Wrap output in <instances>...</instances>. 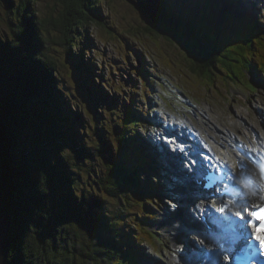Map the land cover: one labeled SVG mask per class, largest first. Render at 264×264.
<instances>
[{
    "label": "trees",
    "instance_id": "1",
    "mask_svg": "<svg viewBox=\"0 0 264 264\" xmlns=\"http://www.w3.org/2000/svg\"><path fill=\"white\" fill-rule=\"evenodd\" d=\"M32 1L0 0V22L5 29L0 35V112L9 119L6 122L4 117L0 124L5 122L8 126L5 131L10 129L11 133H16L6 140H12L10 145L18 144L12 150L24 167L18 194L8 196L10 180L6 174L9 168L5 161L9 160L1 151L0 201L9 203V213L4 214V218L10 216L13 235L7 264H76L79 259L84 264H136L131 243L127 241L136 235L140 242L152 240L155 243L147 221L155 217L156 212H148L147 205L152 202L147 198L151 192L153 195L164 193L165 188L160 183L162 171L156 172L157 169L150 167V171L157 173L150 174L147 170L149 159L145 155L142 157L131 144L132 141L136 144V139L130 137L131 142L125 145L124 136L134 135L138 123L146 125L149 122L138 119L141 109L138 116L122 115L123 129L116 126L121 132L116 136L121 148V152L117 149L121 153L118 157L111 153L115 143L103 137L104 129L96 134L99 148L97 143L91 147L90 144L87 147L76 144L75 125L68 114L70 109L63 96L64 88L54 77L59 75L58 62L49 53L51 45L65 47L69 53L70 47L78 45L79 26L89 21L97 24L98 16H91L87 8L95 0H75L74 14L66 19L67 25L59 19L51 29L47 28L45 19L28 14V18L25 17ZM199 1H203V7L210 12L207 21L194 22L178 15L171 7L161 4L160 8L154 4L153 9L159 12L154 15L147 12L149 25L144 29L145 34L153 33L158 39L165 38L173 43L188 71L199 80L200 74V84L211 87L218 78L254 92L249 76L252 71L264 74V30L249 20L247 24L225 20L222 24L227 29L217 28L214 20H220L215 16L220 13L213 11L209 2ZM51 30L57 32L54 38ZM71 61L70 70L74 74L73 69L79 71L82 65L76 58ZM85 84L86 93L95 91L91 82ZM19 103L22 105L18 106ZM120 117L114 121L120 122ZM5 131L2 126L0 146ZM62 144L69 149L71 146L74 160L80 161L73 165L77 174L67 167L65 155L60 156ZM91 157L102 162V175L93 180L102 200L82 188V178L78 174L84 168V160ZM84 170L90 174V170ZM136 171H142V185L136 183ZM124 217H129L133 223L141 219L136 222L137 233L130 237L121 228Z\"/></svg>",
    "mask_w": 264,
    "mask_h": 264
},
{
    "label": "rangeland",
    "instance_id": "2",
    "mask_svg": "<svg viewBox=\"0 0 264 264\" xmlns=\"http://www.w3.org/2000/svg\"><path fill=\"white\" fill-rule=\"evenodd\" d=\"M155 1L156 3L151 0H95L93 3L90 2L87 8L91 16L93 14L98 16L97 24L89 21L84 26H79L77 29L79 36L76 39L78 45L70 47L69 53H67L65 47L51 45L49 55L58 62L59 75L54 77L59 85L64 88L62 92L64 99L69 104L70 112L68 114L75 125L78 140L76 144L78 146L83 144L86 147L88 144H90V147L95 146L96 140H98L96 134L104 129L105 135L103 137H107L115 143V146L112 145L111 147V153L114 154V157H118V154L121 155V153L117 152V149L121 152V148L116 136L121 132L116 129V126L123 129L121 120L124 116L122 117V115L129 116L130 113H133L138 116L141 109L142 114H139L138 119L143 114L146 117V112L147 117L152 120L150 121L151 125L150 123H146L144 126L137 125L139 128L135 131L137 136H131L132 134L124 136L125 145L127 142H131L130 137L137 139L136 144L138 147H135L139 149L135 151L139 152L141 156L149 155L151 159H154L147 163V170H149L151 164L156 167L155 160H158L159 165L169 172L166 173L165 177L167 183L171 184L167 188L168 191L165 192L167 196L163 197L162 194L153 195L151 192L152 197L148 195L149 198H147L150 203L152 202L147 205L148 212H156L157 214L154 219L147 221L150 232L154 233L155 243L152 240L140 242L136 235L134 238L137 239L131 238L127 242L131 243V253L136 264H187L193 262V257L190 259L185 257L187 253L195 249L201 250V245L195 242L200 238H193L191 232L185 237L182 236L181 241L176 238L179 232L183 233L181 232L182 229L181 231L178 230V228H181L178 217L181 211L179 207L189 209L191 206L190 202L182 196V188L181 186L179 188L177 183L180 178V170L174 169L170 172L167 167L166 159L174 161V156H167L170 152H166V155H164L163 152L165 149L172 153L178 150L180 153L184 152L193 156L195 151L193 144H199L206 149V145L199 137L196 139L197 141L192 139L199 128L209 132L212 131L225 138V135H228L227 133L230 131L231 124H233L232 127L235 124L239 125L243 132L245 131V133L253 135L256 140L263 142L264 74L251 72L249 79L255 88L254 92H251L246 86L231 85V82L227 79H225L227 82H224L217 78L214 81V86L211 87L200 84V74H198L199 80L197 76L188 71L185 66L187 64L181 60L182 57L180 58L179 49L173 43L165 38L158 39V36L152 35L153 33L145 34L144 29L148 28L149 25L147 12H152L153 15L159 12L156 8L153 9L154 4L160 8H162L161 4L165 7H171L178 15L192 19L194 22L207 21L210 12L203 7V2L199 0ZM207 2L216 13H220V15H215L220 18V20H214L216 22L214 26L217 28H226V25L222 24L225 20H232L233 23L238 24V22L242 23L251 15V19L254 20L259 29H264V0L256 3L252 1L251 4L253 5L249 8L242 3L243 13L252 10L249 12L250 15L243 17H240V13L234 12L231 9L232 6L225 8L222 6L223 4H215L214 0H207ZM12 5L16 7L14 4ZM220 5L222 7L216 9ZM74 7L75 0H33L30 2L25 17L28 18V14V16L33 15L34 17H40L42 20L45 19V24L48 25L47 28L51 29L52 24L59 19L67 25L66 19L70 15L73 17ZM244 18L245 20L242 21ZM4 31L3 22H0V35ZM51 34L54 38L57 32L51 30ZM0 38L2 37L0 36ZM74 58L80 62L82 68L79 71L73 69L76 72L73 74L70 67L73 65L71 60ZM74 64L76 65V63ZM24 76L29 78L27 74H24ZM86 81L92 83L95 91L92 90L91 93H86ZM149 85L152 86L154 93L147 95ZM229 85L232 86L231 89H229ZM146 102L151 105L148 107L149 110L146 109ZM1 108L2 105H0ZM116 113L119 116L121 115L120 122L114 121L115 118L119 117L116 116ZM4 115V112L1 111L0 123L5 117ZM4 121L9 122V119L5 117ZM2 124L4 130L7 129L8 126L5 122ZM185 127L187 128L185 129ZM9 130L5 131L3 144L0 147L7 160H9V162L5 161L6 167L9 168L8 174H6L10 180L8 196L16 197L19 187L22 186L21 180L24 167L18 154L12 150L18 144L10 145L12 140H6L8 136L16 134L11 133ZM144 132H147V135ZM132 133L134 134V129ZM184 140L189 141L186 143L188 146L187 152L180 147V143H183ZM132 145H135V143ZM234 145L235 141L234 144L230 143L231 148ZM155 146L156 149L160 150L154 149ZM61 147H59L60 156L62 157L65 153L71 154L70 160L66 159L65 162L67 167L77 174L78 170L73 165L80 161L74 160L75 154L71 152V146L70 149L63 144ZM216 147L220 150L219 145ZM90 150L92 151V148ZM120 157L122 158V156ZM160 166H158L159 170H162ZM83 167L78 172L82 178V188L88 190L93 197L102 200L101 193L96 191L93 184V180L96 179L95 176L102 175L101 160L91 157L87 161L84 160ZM84 169L90 170V174L88 175V171L85 172ZM141 172L138 171L134 175L136 183L139 185L144 182V176ZM90 188L93 189V193ZM1 196H3V192H1ZM130 197L132 198V196ZM237 205H239V208L245 207L244 198H240ZM8 209L9 203L7 205L0 201L1 218H4V214L9 213ZM116 210H118V207H116ZM137 216L140 217L141 214ZM124 219L121 228L122 230L125 229L126 236L130 237L136 234V222L141 221V219H136L135 223L130 221L129 217H124ZM8 220L12 242L10 216ZM14 223L19 225L21 222ZM194 263L199 264L196 257ZM76 264L84 263L79 259L76 260Z\"/></svg>",
    "mask_w": 264,
    "mask_h": 264
},
{
    "label": "bare ground",
    "instance_id": "3",
    "mask_svg": "<svg viewBox=\"0 0 264 264\" xmlns=\"http://www.w3.org/2000/svg\"><path fill=\"white\" fill-rule=\"evenodd\" d=\"M205 1H207V0H205ZM252 1H255V3H256V2H260L261 0H214L215 4H217V3H220L221 5L223 4L222 6L225 7V8H227V7L229 8L230 6H232L231 9H233L234 12H238V13L241 14L240 17L246 16L248 14L250 15L249 12L252 11V10L246 9L248 11L246 13H243L244 8L242 6V3L244 5H247V8H249L250 6L253 5V4H251ZM221 5L218 6V8H216V9H219V7L221 8L222 7ZM212 9H213V7H212ZM213 11H214V9H213ZM251 17L252 16L250 15L249 18L246 19V20H249L252 23ZM243 20H245V18L242 19V21ZM246 20L243 21L242 23L243 24H247L248 22ZM238 23H240V22H238ZM234 24H235V22H234ZM147 90H148V93H150V94L154 93L152 86L151 87H147ZM149 106H151V105L147 103L146 104V109L149 110V108H148ZM145 114H146V117H147V113L146 112H145ZM146 117H144V114H143L140 118H143L145 121H147ZM147 122H149L150 125H151L150 120L147 121ZM138 124H140V123H138ZM141 125L144 126V124H142V123H141ZM232 125L233 124L230 125V131L227 133L228 135H225V138H222V136H219V135L213 133L212 131L209 132V131H206V130H204L202 128H199V130L196 131L195 134L192 136V139L196 140L199 137L203 141V143L206 145V149L203 147V152H205V156L210 157L211 160H212L210 165H209L210 167L214 166V162H218L219 165L222 164V166H226V168L228 169L229 173L232 174V177L235 180V184L238 186V188H241V192L242 193H240L238 195V199H240V198H242L244 196V191H245V188H246L247 192L245 191V194L248 193L247 194L248 195L247 199H249V201L251 203L261 201L260 197L264 196V195H260L258 193H255L254 190L252 188H250V186L244 185L242 181L241 182L239 181L240 179L244 178L245 180H247V182H255L256 180H253L254 178H252V176H251L252 175V171H254V169L251 166V164L248 162V160L243 155H241L238 151H235V150L232 151L230 149V143L234 144V141L236 143L242 142V143H244V146H245L247 151L254 152V150H256L255 153L256 154L261 153L262 158H264V141L262 142L261 140H256L253 135H251V134H249L247 132L245 133V131L243 132V130L240 129L239 125L235 124V126H233V127H232ZM186 128L187 127H185V129ZM136 129H139V128L137 127ZM144 133L146 134L147 132H144ZM132 136H137V134H134ZM138 138H139V136H138ZM236 138H238V139H236ZM132 139H135V138L133 137ZM133 143H135V142L132 141V144ZM218 145H219L220 150H218V148L216 147ZM135 146L138 147V145H136V144L133 145V148L136 150L137 148ZM186 148H188V146H186V147L183 146L182 150L187 152L188 149H186ZM167 156H170V154H168ZM173 156H174L173 157L174 161H172V160H170L168 158L166 159V162H168L167 167L169 168L170 172H172L174 169H176V170L179 169L180 170V178H179L178 182L177 181L176 182L178 183L179 188L181 186L182 191H183V195L184 196L186 195V199H188V201H192V202L194 201V199H198L199 198V201L194 203L196 205L193 206L192 204H190L191 207H189V209H186L184 207L183 208L179 207V209L181 211L179 212L178 216H180V220H185L187 223H190L192 227H198L200 230H203L204 233H203L202 236H204V237L201 238V239H205L206 241H208V240L211 241V243L208 244V248H205V247L201 246L200 247L201 250L200 249L199 250L195 249L192 252L189 251L185 257H187L189 259L193 257V262L191 261L190 263H187V264H195L194 263L195 257L197 259L200 258L199 261H202L203 262L202 264H205L206 262H205V258L203 256V252L208 251L209 249H211L210 251L213 252V258H212V261L210 262V264L224 263L222 257H223V255L227 254V252H222L220 250H217V245L215 244V242L217 241V238L225 237V238H230L232 240L234 239V240L240 242V241L243 240V238H246L247 231H248V230H246L244 228H241L240 221L239 220L237 221L238 218H236V217H234V215H232L234 208H232L231 204L233 203L234 198L232 199L230 197V199H228V197H225V199L222 202V206L224 204H226L227 208H226V210L224 212H219V211L216 210V207H214V205H213V203L211 201H205V197L202 196L203 195L202 191L198 193L196 191V189H193L192 191L194 193L192 192L193 194L191 193L192 196H190L189 195V191H188L189 190V181H190V177H192V175L194 173H191V168H187L186 163L184 165V162H183V158H187L190 155H188L187 153H184V152L180 153V152L177 151V153L173 154ZM177 156H180V157H177ZM193 157H194L193 162L196 163L198 169L203 170V169H205L208 166V165H203V163L207 164L208 161H206V159L202 161V159H201L202 156L198 155L197 151H195ZM237 160H242L245 163V165L247 166L245 171L238 172V170L236 168V164H235V162ZM209 161H210V159H209ZM193 162H191V164H189V165H192ZM155 166H156L155 168L156 169L158 168L157 170H159V167H158L159 164L155 163ZM160 167L162 168V166H160ZM162 180H164V178H162ZM167 191L168 190H166V192ZM253 193H255V195H253ZM236 196H237V194H235V198H236ZM236 207L238 208V206H236ZM230 210H232V211H230ZM218 213L223 214V216H221L223 221H226L232 227L236 226L237 230L239 231V234H237V235L236 234H231L230 230H227V231H225L223 233V231L221 230L220 227H218L217 230H215L214 232L211 233L213 235H210L206 231H204L205 225H208L209 223L211 225H213V227L214 226L217 227L216 226L217 222L215 221V217H217L216 214H218ZM202 216H205L206 217L205 219H207L205 221V223L197 222L196 217H202ZM179 229H180V231L182 229L181 232H183V233L181 234L179 232V234L177 235V239H179V241H181V237H180L181 235L187 236L190 233L184 232L185 230L182 227L178 228V230ZM191 235H193V234H191ZM209 236H212V237H209ZM192 237L193 238L194 237L198 238L197 236H194V235ZM132 247H133V245H132Z\"/></svg>",
    "mask_w": 264,
    "mask_h": 264
},
{
    "label": "snow or ice",
    "instance_id": "4",
    "mask_svg": "<svg viewBox=\"0 0 264 264\" xmlns=\"http://www.w3.org/2000/svg\"><path fill=\"white\" fill-rule=\"evenodd\" d=\"M64 155L67 159L70 158L71 154L65 153ZM238 163L242 164L243 161H239ZM253 195H255V193H253ZM260 200L264 202V196H261ZM226 208V204L223 206L218 205L216 210L224 212ZM232 215L238 218L241 228L248 230L246 242L247 247L252 250L253 256L257 253L264 256V203L256 205L255 202H253L251 205H245V207L237 209ZM195 242L205 248H208V244L211 243L210 240L206 241L205 239ZM222 259L224 264H231V256L225 254Z\"/></svg>",
    "mask_w": 264,
    "mask_h": 264
},
{
    "label": "water",
    "instance_id": "5",
    "mask_svg": "<svg viewBox=\"0 0 264 264\" xmlns=\"http://www.w3.org/2000/svg\"><path fill=\"white\" fill-rule=\"evenodd\" d=\"M11 116H9V118ZM2 126L3 125L0 126L1 130H2ZM0 152H1V147H0ZM1 154L2 153H0V158L2 157ZM9 224H10V222L7 218H1L0 219V264H7L9 249L12 245L11 244V238H10V232L11 231H10Z\"/></svg>",
    "mask_w": 264,
    "mask_h": 264
}]
</instances>
